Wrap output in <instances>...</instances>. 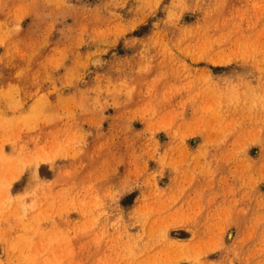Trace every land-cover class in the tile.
I'll use <instances>...</instances> for the list:
<instances>
[{
    "label": "rangeland",
    "instance_id": "rangeland-1",
    "mask_svg": "<svg viewBox=\"0 0 264 264\" xmlns=\"http://www.w3.org/2000/svg\"><path fill=\"white\" fill-rule=\"evenodd\" d=\"M0 264H264V0H0Z\"/></svg>",
    "mask_w": 264,
    "mask_h": 264
}]
</instances>
